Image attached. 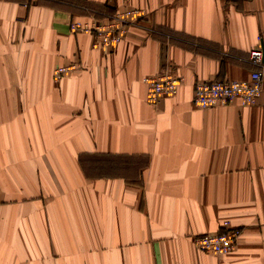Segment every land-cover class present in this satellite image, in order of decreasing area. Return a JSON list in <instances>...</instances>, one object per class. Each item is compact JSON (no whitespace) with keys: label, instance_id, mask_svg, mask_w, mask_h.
Instances as JSON below:
<instances>
[{"label":"crops","instance_id":"crops-1","mask_svg":"<svg viewBox=\"0 0 264 264\" xmlns=\"http://www.w3.org/2000/svg\"><path fill=\"white\" fill-rule=\"evenodd\" d=\"M87 5L144 16L104 52L69 30ZM262 69L264 0H0V264H264V76L252 106L193 103ZM225 225L233 252L194 247Z\"/></svg>","mask_w":264,"mask_h":264},{"label":"built area","instance_id":"built-area-1","mask_svg":"<svg viewBox=\"0 0 264 264\" xmlns=\"http://www.w3.org/2000/svg\"><path fill=\"white\" fill-rule=\"evenodd\" d=\"M144 12L131 9L112 15H102L97 18L96 13L89 15L84 21H71L69 30L73 34L86 33L92 38L93 49L108 52L118 45L128 28L135 25ZM249 62L255 66L261 65L262 52L257 49L249 55ZM82 69L77 63L67 66H59L54 69V80L59 81L64 75L75 73ZM264 70L252 71L248 80L200 82L194 87L193 103L202 109L224 107L234 102L241 106L254 105L262 93V80ZM182 79L172 74L165 66L156 76L143 79L147 86L146 101L151 106H156L165 96H173L177 93ZM241 231L230 228L227 225L218 233L195 236L192 239L194 247L202 253L225 256L233 252L237 246Z\"/></svg>","mask_w":264,"mask_h":264},{"label":"rangeland","instance_id":"rangeland-1","mask_svg":"<svg viewBox=\"0 0 264 264\" xmlns=\"http://www.w3.org/2000/svg\"><path fill=\"white\" fill-rule=\"evenodd\" d=\"M71 5H72V2H71ZM72 6H74L73 8L76 7L75 5H72ZM87 6L91 7V8H83V14H85L86 16L93 15L95 13H96V15L98 14V12L94 10V9H98L97 7H94L93 5H91V6L87 5ZM71 11L74 12V10H71ZM262 91H263V80H262ZM195 107H197V106L195 105ZM197 108H199V107H197ZM213 108H215V107H213ZM199 109H202V108H199ZM210 109H212V108H210Z\"/></svg>","mask_w":264,"mask_h":264},{"label":"trees","instance_id":"trees-1","mask_svg":"<svg viewBox=\"0 0 264 264\" xmlns=\"http://www.w3.org/2000/svg\"><path fill=\"white\" fill-rule=\"evenodd\" d=\"M56 1V0H55ZM68 1V0H67ZM59 4H61L62 1H57Z\"/></svg>","mask_w":264,"mask_h":264}]
</instances>
